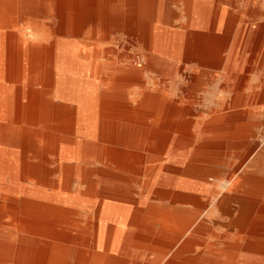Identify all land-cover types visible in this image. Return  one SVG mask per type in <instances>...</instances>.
<instances>
[{
  "label": "bare ground",
  "instance_id": "obj_1",
  "mask_svg": "<svg viewBox=\"0 0 264 264\" xmlns=\"http://www.w3.org/2000/svg\"><path fill=\"white\" fill-rule=\"evenodd\" d=\"M88 1L73 6L72 39L12 48L7 68L0 73V264H209L213 259L190 237L180 241L182 227L206 205L199 210L168 205L169 196L156 189L157 183L171 180L161 170L164 165L142 167L141 152L161 151L164 133H142L110 120L122 115L117 107L127 84L121 72L104 75L121 56L103 63L108 54L114 58V52L102 57L98 43L88 47L79 39L89 22ZM111 1L116 3L104 0L100 35L105 40L122 34L140 44L148 68L164 71L166 59L200 65L216 61L215 13L209 7L188 2L187 22L180 24L164 17L165 0ZM60 16L65 18L63 12ZM66 31L60 26L55 32ZM34 68L41 71L47 90H19L10 97L2 84L11 79L8 73ZM141 103L167 104L160 89L144 93ZM253 167L264 171V157L258 156ZM138 175L144 178V193L133 198L131 184ZM118 199L128 201L121 206L113 202ZM134 201L139 207H131ZM263 204L230 196L217 202L227 217L225 227L235 233L222 235L228 241L215 253L222 258L217 264H264V243L239 241L249 227L262 223L254 214H264ZM85 207L90 215L79 219ZM121 224L127 228L119 230ZM211 229L206 218L195 230L203 234Z\"/></svg>",
  "mask_w": 264,
  "mask_h": 264
},
{
  "label": "rangeland",
  "instance_id": "obj_2",
  "mask_svg": "<svg viewBox=\"0 0 264 264\" xmlns=\"http://www.w3.org/2000/svg\"><path fill=\"white\" fill-rule=\"evenodd\" d=\"M188 2L195 7H209L215 13L213 33L218 50L213 64L166 59L168 65L164 71L148 68L140 44L130 43L122 34H112L103 40L99 20L103 19L104 0H89L86 4L89 22L79 39L88 47L98 43L102 57L106 55L104 52H114V58L110 54L101 58L103 63L121 56L122 63L117 62L116 67L104 72L106 77L121 72L127 84L117 107L122 115L110 120L131 125L142 133H164L167 139L161 151L141 152L145 161L142 167L164 165L161 170L171 180L157 183L156 189L169 196L168 205L188 210H199L201 204L206 205L191 224L182 227L180 241L190 237L213 259L209 264H217L222 258L217 259L215 253L228 241L222 235L232 237L235 234L225 227L227 217L217 209V202L230 196L264 203V171L253 167L264 148V0H165L161 9L166 20L186 24ZM93 24H97L96 30L92 29ZM59 27L58 21L44 26L43 42L37 47L49 45L54 39H72L70 30L57 34L55 31ZM26 45L31 46L23 42L21 48ZM5 65L7 68V63ZM4 84L8 87L14 83L6 81ZM41 89L47 90L44 86ZM156 89L163 92L167 104H142L144 93ZM165 167L169 169L164 171ZM142 179L138 175L131 184L133 198L144 193ZM77 186L75 183L74 188ZM179 198L182 204H176ZM126 201L113 202L124 206ZM136 206L139 207V203L134 201L131 207ZM86 209L79 213V219L90 215ZM254 215L263 221L249 227L240 238L242 240L239 239L240 243H264V214L255 212ZM206 218L212 229L201 234L195 229ZM126 226L119 225V230H125Z\"/></svg>",
  "mask_w": 264,
  "mask_h": 264
},
{
  "label": "crops",
  "instance_id": "obj_3",
  "mask_svg": "<svg viewBox=\"0 0 264 264\" xmlns=\"http://www.w3.org/2000/svg\"><path fill=\"white\" fill-rule=\"evenodd\" d=\"M75 2V0H0V61L3 67L0 73H3L5 64H8L12 48L20 50L23 42H29L33 47L43 42L44 26L53 25L58 21L60 26L66 28L67 33ZM61 12L65 14L64 19L60 16ZM8 74L11 78L9 81L14 84L5 86L7 80L2 84L10 97H15L19 90H29L38 94L42 92V73L37 68L15 69ZM260 155L264 157V148Z\"/></svg>",
  "mask_w": 264,
  "mask_h": 264
}]
</instances>
